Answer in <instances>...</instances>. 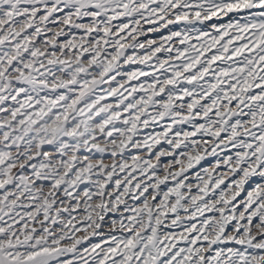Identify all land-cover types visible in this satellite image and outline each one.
I'll return each instance as SVG.
<instances>
[{"label": "snow or ice", "instance_id": "6c2138e0", "mask_svg": "<svg viewBox=\"0 0 264 264\" xmlns=\"http://www.w3.org/2000/svg\"><path fill=\"white\" fill-rule=\"evenodd\" d=\"M0 264H264V0H0Z\"/></svg>", "mask_w": 264, "mask_h": 264}]
</instances>
